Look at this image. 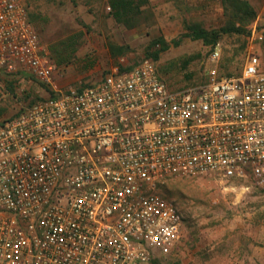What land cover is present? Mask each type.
Returning <instances> with one entry per match:
<instances>
[{
  "label": "built area",
  "instance_id": "obj_1",
  "mask_svg": "<svg viewBox=\"0 0 264 264\" xmlns=\"http://www.w3.org/2000/svg\"><path fill=\"white\" fill-rule=\"evenodd\" d=\"M25 2L0 0V71L52 95L0 121V264H163L186 226L160 183L208 176L264 189L258 18L235 74L214 48L196 87L169 89L143 57L62 92Z\"/></svg>",
  "mask_w": 264,
  "mask_h": 264
},
{
  "label": "rangeland",
  "instance_id": "obj_2",
  "mask_svg": "<svg viewBox=\"0 0 264 264\" xmlns=\"http://www.w3.org/2000/svg\"><path fill=\"white\" fill-rule=\"evenodd\" d=\"M107 1L25 2L29 21L59 68L54 81L62 92L99 81L120 59L130 68L161 43L167 48L158 53L156 64L167 87H196L205 81L211 50H219L222 72L235 74L249 51L257 18L264 29L262 0H135L131 26L110 16ZM195 28L207 33L208 44L192 38ZM261 34L262 41L252 46L264 61V30ZM51 95L45 84L26 73L12 77L0 71V121ZM158 188L180 209L186 226L184 240L163 264L224 261L234 258L225 257L231 254L241 264H252V259L264 264V189L208 176L172 177Z\"/></svg>",
  "mask_w": 264,
  "mask_h": 264
},
{
  "label": "trees",
  "instance_id": "obj_3",
  "mask_svg": "<svg viewBox=\"0 0 264 264\" xmlns=\"http://www.w3.org/2000/svg\"><path fill=\"white\" fill-rule=\"evenodd\" d=\"M135 0H108V4L110 7L109 14L110 16L117 22V23H124L127 26H131V24L128 23V20H130L129 14L132 11V5ZM136 6V5H135ZM138 7H136L137 9ZM207 33L203 31L202 29L195 28L192 31V38L193 39H201L202 42L205 44H208L206 41ZM156 43L151 44V46H154ZM177 44V43H176ZM167 48V45L165 43H161V47L157 49L154 54L149 53L145 57H149L154 61H157L158 53L165 50Z\"/></svg>",
  "mask_w": 264,
  "mask_h": 264
},
{
  "label": "crops",
  "instance_id": "obj_4",
  "mask_svg": "<svg viewBox=\"0 0 264 264\" xmlns=\"http://www.w3.org/2000/svg\"><path fill=\"white\" fill-rule=\"evenodd\" d=\"M217 256H221V254H219ZM225 257H234V258H232V259L225 258L224 261L220 260L219 258H216V259L214 258V259L209 260V261H205V259H202L201 261L197 262V264H241L240 262L242 261V259L239 258L237 260V258L235 256H233V254L226 255ZM256 262H258L257 259H255V260L252 259V264H257ZM245 264H247V262Z\"/></svg>",
  "mask_w": 264,
  "mask_h": 264
}]
</instances>
